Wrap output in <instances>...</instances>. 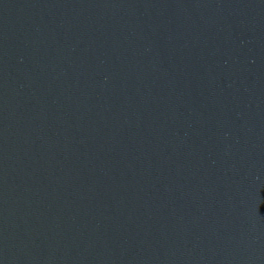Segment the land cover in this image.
<instances>
[{
    "label": "water",
    "instance_id": "95a60500",
    "mask_svg": "<svg viewBox=\"0 0 264 264\" xmlns=\"http://www.w3.org/2000/svg\"><path fill=\"white\" fill-rule=\"evenodd\" d=\"M0 264H264V0H0Z\"/></svg>",
    "mask_w": 264,
    "mask_h": 264
}]
</instances>
